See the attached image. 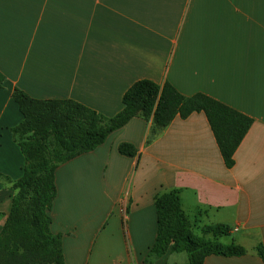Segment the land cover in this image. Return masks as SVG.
<instances>
[{
    "label": "crops",
    "instance_id": "1",
    "mask_svg": "<svg viewBox=\"0 0 264 264\" xmlns=\"http://www.w3.org/2000/svg\"><path fill=\"white\" fill-rule=\"evenodd\" d=\"M0 230L24 158L11 130L23 117L17 88L36 100H72L106 117L136 81L205 94L253 122L226 168L203 113L175 117L148 142L152 119H131L93 151L59 165L50 232L65 264H188L184 252L152 258L154 198L177 190L201 233L246 255L203 264H263L264 0H0ZM137 154L123 156L120 144Z\"/></svg>",
    "mask_w": 264,
    "mask_h": 264
},
{
    "label": "trees",
    "instance_id": "2",
    "mask_svg": "<svg viewBox=\"0 0 264 264\" xmlns=\"http://www.w3.org/2000/svg\"><path fill=\"white\" fill-rule=\"evenodd\" d=\"M4 77L0 73V88ZM11 98L23 120L11 132L24 158L21 177L12 183L13 195L5 223L0 230V264H65L62 240L50 232L49 215L56 197L55 170L71 159L91 152L131 119H152L148 142L175 117L186 119L203 113L226 168L253 120L205 94L185 96L169 83L162 86L142 79L123 94L121 110L112 117L72 100H36L15 88ZM118 152L134 157L136 149L120 144ZM156 234L148 257L184 252L188 264H203L206 257H241L244 247L220 239L230 235L229 227L207 225L198 235L184 214L177 190L156 195ZM257 256L264 264V246L257 244Z\"/></svg>",
    "mask_w": 264,
    "mask_h": 264
}]
</instances>
